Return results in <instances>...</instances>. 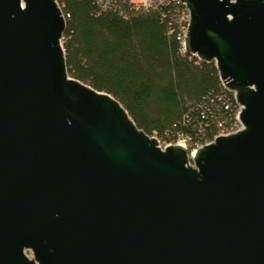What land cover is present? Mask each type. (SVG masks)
Here are the masks:
<instances>
[{
	"label": "water",
	"instance_id": "obj_1",
	"mask_svg": "<svg viewBox=\"0 0 264 264\" xmlns=\"http://www.w3.org/2000/svg\"><path fill=\"white\" fill-rule=\"evenodd\" d=\"M181 2L244 127L193 166L70 77L57 0H0V264H264V0Z\"/></svg>",
	"mask_w": 264,
	"mask_h": 264
},
{
	"label": "trees",
	"instance_id": "obj_2",
	"mask_svg": "<svg viewBox=\"0 0 264 264\" xmlns=\"http://www.w3.org/2000/svg\"><path fill=\"white\" fill-rule=\"evenodd\" d=\"M95 1L57 0L68 16L62 43L70 77L112 96L158 141L170 143L176 133L200 138L201 131L211 141L217 120L227 118L217 103L225 88L215 63L182 53L160 12L126 20L101 13Z\"/></svg>",
	"mask_w": 264,
	"mask_h": 264
},
{
	"label": "built area",
	"instance_id": "obj_3",
	"mask_svg": "<svg viewBox=\"0 0 264 264\" xmlns=\"http://www.w3.org/2000/svg\"><path fill=\"white\" fill-rule=\"evenodd\" d=\"M95 4L101 13L115 12L126 20L132 14L160 12L162 18L168 20L169 35H176L177 40L182 45V53H186L185 40L190 25V13L181 0H96ZM67 18L68 16L65 17L66 21ZM232 100L238 108L235 113ZM217 103L227 118L217 120V134L211 141H208V135L204 131L200 132V138H195L190 134L176 133L173 135L174 140L170 143L161 142L157 139L159 148L165 150L169 146H180L194 156L198 150L213 144L217 138L228 137L241 132L244 127L239 120L241 108L237 103L236 94L225 88V92L218 97Z\"/></svg>",
	"mask_w": 264,
	"mask_h": 264
},
{
	"label": "rangeland",
	"instance_id": "obj_4",
	"mask_svg": "<svg viewBox=\"0 0 264 264\" xmlns=\"http://www.w3.org/2000/svg\"><path fill=\"white\" fill-rule=\"evenodd\" d=\"M190 161H191V155H190ZM191 165L193 166V162L192 161H191ZM26 255L28 256L29 259H33V254L31 252H26Z\"/></svg>",
	"mask_w": 264,
	"mask_h": 264
},
{
	"label": "bare ground",
	"instance_id": "obj_5",
	"mask_svg": "<svg viewBox=\"0 0 264 264\" xmlns=\"http://www.w3.org/2000/svg\"><path fill=\"white\" fill-rule=\"evenodd\" d=\"M191 157H193V155H191Z\"/></svg>",
	"mask_w": 264,
	"mask_h": 264
}]
</instances>
